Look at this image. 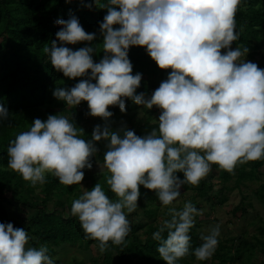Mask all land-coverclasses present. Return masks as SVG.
I'll return each mask as SVG.
<instances>
[{
	"label": "clouds",
	"instance_id": "1",
	"mask_svg": "<svg viewBox=\"0 0 264 264\" xmlns=\"http://www.w3.org/2000/svg\"><path fill=\"white\" fill-rule=\"evenodd\" d=\"M241 3L96 0L107 9L100 21L104 55L99 62L93 58V45L68 46L94 41L97 34L86 31L75 14L58 19L63 26L55 34L58 39L45 48L51 64L67 77L86 78L70 88H55L53 95L69 106L86 100L90 114L105 122L96 124L86 140L78 134L84 129L66 115L37 117L29 130L10 142L9 167L33 185L43 184L51 173L63 184L83 188L70 212L80 220L86 238L98 241L103 250L110 241L124 243L131 230L128 214L138 207L141 185L169 206L181 196L183 185H198L213 163L233 172L237 164L264 159V68L243 58L248 47H231L239 39L235 16ZM132 45L146 46L160 68L172 69L150 97L137 93L143 74H133ZM124 97L148 109L154 105L162 109L158 128L144 136L125 125L113 128L109 105L126 112ZM9 113L0 103V119ZM102 139L106 151L100 170L110 173L107 184L117 195L115 200L100 182L91 189L80 183L83 169L93 167L92 157L99 151L96 141ZM178 172H183V179ZM203 211L191 200L180 209L168 208L170 218L162 219L152 234L167 264H180L190 252L201 261L214 254L220 223L209 225L200 233L202 243L191 247L190 231ZM29 239L25 228L0 222V264H56L47 244L28 246Z\"/></svg>",
	"mask_w": 264,
	"mask_h": 264
},
{
	"label": "trees",
	"instance_id": "2",
	"mask_svg": "<svg viewBox=\"0 0 264 264\" xmlns=\"http://www.w3.org/2000/svg\"><path fill=\"white\" fill-rule=\"evenodd\" d=\"M88 3H92L93 6L91 8L87 7ZM104 3H107V0H99V4ZM106 13L107 9L98 6L96 0H0V103H3L10 112L7 119H0V173H3L1 175L11 173L6 177L5 181L21 177V174L16 171L5 170L11 169L8 164L9 155L7 149L10 142L15 139L19 132L30 129L35 118L39 117L42 120H46L49 114L59 115L62 111L73 110L77 111V114L74 119H69L77 128H82L80 126L81 120L89 113V106L86 100L81 101L77 106H69L64 100L53 95L55 88H70L80 79L86 78L67 77L62 71H57L51 64L50 56L45 51V48L50 47L52 39H58L55 34L63 27L57 23V18L68 19L70 14H75L79 17L80 23L86 31L97 34L94 41H79L68 46L78 49L88 44L93 45L96 48L93 58L99 62L104 55L100 21L103 20ZM235 19L239 39L234 41L231 47L238 46L241 49L248 47L250 54L254 55L257 53L256 49L262 46L264 40V0H242ZM116 27H119V25H116ZM129 58L133 63V74L136 72L159 74L160 83L167 79L169 72L172 71L171 68H160L146 50V46H130ZM159 85H148L142 77L137 93L143 92L145 95L149 94L151 96L153 90L158 88ZM124 99L126 100V112L122 111L118 105H109V110L113 112V116L109 118L113 128L120 127L116 121L131 110L137 109L140 105L131 98L124 97ZM81 106H83L82 109L79 108ZM104 122L103 120L99 124H104ZM143 126L144 130L138 131L140 136L146 135L147 131L145 130L149 128L146 125ZM94 127L83 128L84 130L78 134L87 140L91 138ZM96 144L99 151L92 157L93 163L96 160L104 161V153L106 151V142L103 139L96 141ZM249 163L252 164L254 169H258L263 165L264 159L247 161L242 164V169H245L244 166ZM87 169V167L83 169L85 177L81 182L91 178V188L97 182H100L110 199H118L117 195L107 184V176L109 174H100V177H95L93 174H87ZM225 171L227 172L226 177L232 174V172ZM245 174L246 171L243 172L240 180L245 177ZM177 175L183 179V172H178ZM57 182L58 178L53 174L50 173L47 176L45 189L47 194L45 199L41 200L43 205L46 206V200L54 194L53 186ZM20 185L21 183L18 181L16 188L20 187ZM185 185L186 187L194 186L193 184ZM196 186L199 189V193L203 196L207 195V188L212 187L206 180H201ZM142 187L143 185H141ZM261 187L264 188V184ZM63 188L67 190V193L73 195L74 191L79 189V185L64 184ZM152 193L155 194V191L149 189L148 196H152ZM140 198H142V195ZM62 205H64V202L57 201L58 207ZM0 222H12L15 227H23L28 233H36L38 231V237L30 239L31 245L39 247L42 244H47L51 256L55 254V248L63 244V242H80V244H84V247H89L91 243L98 242L86 238L85 231L78 217H69L64 212H58L56 209L50 210L47 206L39 209L35 215L27 217L24 215H12L5 206L0 205ZM142 226H144L143 222L134 224L131 226L130 232H135ZM36 227L38 229L34 231ZM130 232L123 244L117 245L111 241L109 242L108 247L110 246L112 249L104 255L103 264H110L111 260L112 264L115 262L131 264L129 259L131 254L138 256L144 253H147L145 261H133L132 264H167V261L158 252L159 241L153 238L143 243L137 236L131 235ZM190 236L191 247L194 249L201 243L197 233V226L192 227ZM131 237L132 239L129 240ZM188 255L196 258L191 252Z\"/></svg>",
	"mask_w": 264,
	"mask_h": 264
},
{
	"label": "rangeland",
	"instance_id": "3",
	"mask_svg": "<svg viewBox=\"0 0 264 264\" xmlns=\"http://www.w3.org/2000/svg\"><path fill=\"white\" fill-rule=\"evenodd\" d=\"M60 18L62 17H58L56 21ZM262 46L256 49L257 53L254 55L248 52L245 53L243 58L256 62L259 67L264 66L262 64L264 63V40ZM142 77L148 85L156 86L160 84L159 74L143 73ZM146 96L150 97L149 94H146ZM79 108L82 109L83 106ZM161 111L162 109L155 105L151 109L139 105L137 109L126 113L116 122L120 126L125 125L134 130L137 135H139V130H144L143 125H146L149 127L145 130L148 134L153 127L158 128ZM76 114L77 111L72 110L62 111L59 115H66L68 118L74 119ZM103 120V117L91 115L89 109V113L81 120L80 126L82 128L95 126ZM103 163L104 161L96 160L93 167L87 169V174H93L95 177H100V174L105 173L110 175L107 169L101 172L100 164ZM242 164L244 163L237 164L232 174L226 177L227 172L218 164L213 163L208 175L201 179L212 185L211 188H207L206 196L199 193L196 185L193 187L183 185L181 196L177 198V201H174L173 205L169 206L162 205L156 193L148 196L149 189L143 186L141 188L142 198L138 200V207L128 214V219L131 226L141 222L144 223V226L135 232H130L131 235L137 236L143 243L152 240V234L158 229L161 220L170 218L168 208L174 206L180 209L186 201L191 200L198 208L204 209L203 214L196 217V224L194 225L197 226L201 243L200 233L205 231L209 225L220 223L221 234L218 246L208 260L201 261L186 255L180 259V264H264V188L261 187L264 184V163L258 169H254L251 163L245 165V169H242ZM5 170L14 171L13 169ZM245 171V177L240 180ZM1 174L3 173H0V205L5 206L10 214L15 216H32L39 209L47 206L50 210L56 209L58 212H64L67 216L73 217L69 213L73 199L79 198L84 191L79 186V189L75 190L73 195L67 193V190L63 188L64 184L57 177L58 182L53 186L54 194L48 197L45 206L41 203V200L46 197V182L50 173L46 174V181L43 184L37 183L36 185L25 180L22 176L5 181L11 173ZM18 181L21 185L16 188ZM81 184L91 189V178L81 182ZM57 201L64 202V205L58 207ZM37 229V227L34 228V231H37ZM28 234L30 239H33V237H38L39 232ZM163 235L166 236L167 232ZM30 239L28 246H32ZM131 239L132 237L129 240ZM83 245L80 242H63L55 248L56 252L52 257L55 259L56 264H103L104 255L112 249L109 246L102 250L99 247V242H93L89 247ZM146 257L147 253L138 256L131 254L129 259L132 264L133 261L143 262ZM110 264H112V260ZM113 264H119V262Z\"/></svg>",
	"mask_w": 264,
	"mask_h": 264
}]
</instances>
